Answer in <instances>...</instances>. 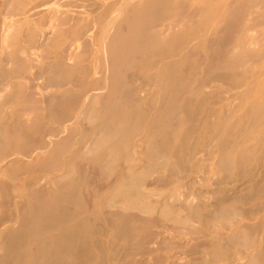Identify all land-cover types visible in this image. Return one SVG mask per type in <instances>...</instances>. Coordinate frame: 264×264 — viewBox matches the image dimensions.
Returning a JSON list of instances; mask_svg holds the SVG:
<instances>
[{
	"label": "rangeland",
	"instance_id": "374dc122",
	"mask_svg": "<svg viewBox=\"0 0 264 264\" xmlns=\"http://www.w3.org/2000/svg\"><path fill=\"white\" fill-rule=\"evenodd\" d=\"M8 1L0 0V19L18 12ZM115 1L97 0L107 7ZM185 2L190 8L193 0ZM120 3L115 8L122 10ZM249 3L246 28L236 37L250 55L243 64L226 70V57L208 69L212 49L189 41L190 54L179 55L175 45L155 57L172 60V72L144 64L150 57L140 54L124 63L123 81L113 88L119 64L101 48L111 44L114 28L69 71L58 69L52 40L40 57L21 61L40 47L34 36L48 18L41 14L35 25L24 14L9 19L19 26L8 52L0 48V264H264V123L227 151L246 117L264 109V0ZM256 33L262 36L254 41ZM96 67L104 72L94 74ZM95 80L103 81L95 92L114 89L117 109L99 112L97 105L92 119L75 122L86 96L81 86ZM207 80L210 87L201 83ZM22 81L59 97L27 106ZM246 147L251 151L239 152Z\"/></svg>",
	"mask_w": 264,
	"mask_h": 264
},
{
	"label": "bare ground",
	"instance_id": "6f19581e",
	"mask_svg": "<svg viewBox=\"0 0 264 264\" xmlns=\"http://www.w3.org/2000/svg\"><path fill=\"white\" fill-rule=\"evenodd\" d=\"M6 1H8V0H6ZM120 2H121V0H116L115 2L111 3V5H108V7L104 3L103 4L98 3L97 0H20V3L18 5L9 2L8 5H10V8H12V10H13V7L15 5L18 6V8L16 9V10H18L17 14H24V15H27L26 17L33 18L32 23L34 25L37 24V21H38L37 18L41 14L43 15L44 19H46V18L49 19V22L47 23L46 28L44 30H41V29L36 30V32L38 31V33H36L34 36L40 42V47H36V46L32 47L30 49V52L21 61L28 62V61L36 59V56H37V58L40 57L41 56L39 54L40 48L44 44H47L49 41L52 40V42L56 45V48L59 49L57 56H58V59H60V64L61 65L63 64L62 66L58 65V69L67 67V68H69L68 69L69 71L73 70L76 67L75 65H78V63H80V58L83 55H85L91 51V48L95 45L94 42H99L100 40L102 42H105L109 38L108 35L111 33V30L113 28H114V34L112 35V38H111V41H112L111 44L109 43V45H106V46L104 44L103 47L101 48L102 53H104V55H105L108 53L107 47H109L112 50V53L114 54L113 57L115 56L113 61L118 62V64H119V66L117 67V71L115 73H113L114 75H116V73L118 75L112 77L114 82H112V80L110 81L109 86L111 85L110 86L111 88H113L118 81L123 79L122 77H120V71L124 67V63H126V61H130V60L135 62L138 59V56H140V54L141 55H148V56H145V58L150 57V59H146V61L148 63L144 62V64H148L149 66H152L153 68H154V66L161 68L162 72H164V75H167L168 73L172 72V70H171L172 69V67H171L172 66V60L169 62H163L160 64L161 60H158L155 57L164 55V52L167 49L170 51H172V49L174 50L175 45H176V47H177V45L180 47V50L178 51L179 55L183 54L185 56L186 54H190V51H189L190 49H188V46H187V43L189 41L191 44V43H194L196 41L200 42L201 40H203L202 45L207 46V47L212 49V51L209 54L215 60L212 59V64L208 65V69H212L214 67V65L221 63L223 59L225 60L226 57H228V60L224 61L226 63V66L225 67L222 66L227 70V69H230L231 66H236V65L239 66V65L243 64L244 56H246V57L250 56V55H248V56L246 55L247 51L244 49L243 45H240L239 40L236 38L237 34L242 33L244 31V29L246 28V20L245 19L248 15L247 14L248 8L249 9L251 8L250 7L251 4L249 3V0H193L192 4L190 5V8L187 7L189 5H187L188 3L186 4L185 0H139V1H137V0H123L124 8L122 10H120L119 8H115V7H117V5L121 4ZM260 4H261V2H260ZM109 6H111V7H109ZM74 7H78L82 10H74L73 9ZM137 8L139 9V11L138 10L136 11ZM252 8H254V7H252ZM97 11H101V12L95 14ZM17 14L6 13V15L4 14L3 18L0 19V33H1L0 48L2 49L3 54H6L8 52V39L11 35L12 29L18 25L17 22L11 21L9 19H11L12 16H15ZM254 14H255V12H254ZM255 17H257V15ZM261 21L255 20V21H253L254 22L253 24L256 25L257 27L258 26L260 27ZM21 23H24V21H22ZM100 24H101V28L98 31L97 28H98V25H100ZM125 26L128 28H126ZM246 31H249V30H246ZM124 32H127V34L125 36H124ZM254 32H256V31H254ZM259 32H260V29H259ZM216 34L219 35L220 37L216 38L215 37ZM256 35H254L256 37L254 41H257V38L262 36V35L260 36V34L258 36L257 33H256ZM233 40H237L238 42L233 44L232 43ZM181 42H184L185 44H183V43L181 44ZM158 48H160L161 51L158 52ZM162 50H163V52H162ZM94 52H96V51H94ZM117 52H118V54H117ZM131 56H134V59H132ZM211 56L209 59H211ZM22 57H24V56H22ZM44 57H45V55H44ZM129 57L131 59H129ZM200 57H201V55H200ZM191 58H192V56H191ZM19 60H20V58H19ZM18 61H17V64H18ZM65 61H67V62L65 63ZM199 61H202V60H198V62ZM20 62H19V64H20ZM174 62H175V60H174ZM21 63H23V62H21ZM17 69H18V66H17ZM98 69L99 68H97V67L95 68L94 74L104 72L101 70L98 71ZM134 69H135L134 67H131L128 70H134ZM19 71H20V69L18 70V72ZM34 72H36V71H34ZM67 73H70V72H67ZM21 74L23 75V73H21ZM36 75H38V73ZM105 75H106V72H105ZM39 78H41V77H39ZM170 79H171V81H174L176 83L179 80L178 76H173V77L171 76ZM97 81L95 80V81H90L88 83L86 82V84L81 86V88L85 89L84 93L86 94V96H85L84 103L82 104L81 107H79L77 109V111L75 113V115H76V116H74L75 122H81L83 120L92 119L91 117H93V116H91V115L94 114L97 105L100 106V108L98 110L99 112L103 111V108L107 112H108V109H117L118 105L117 106L111 105V104H113L114 97L116 96V93L114 94V92H113L114 89H111V92L107 93V94L105 92H102V93L95 92L98 90H103V87H102L103 81H101V82H100V80H97ZM111 82H112V84H111ZM201 83L205 87H210L209 84L211 82H209L207 80V82H201ZM21 84L25 88V89L24 88H20V89L24 90L23 91V101H24V103L27 104V106L31 107V105H33V104L38 105V104H43V103L44 104L45 103L52 104L55 101V99L57 97H59V93L51 95V96H46L44 93L40 94L37 91L38 88L35 89L32 84L30 85V83H28V81L27 82L22 81ZM57 85L63 86V84H57ZM100 85H102V86H100ZM226 91H223V92L225 93ZM221 93H222V91H221ZM212 94H216V93L213 92ZM216 96H217V94H216ZM121 98H124L125 100H131V97L127 98V96L125 94ZM242 101H243L242 99L239 100V102H242ZM132 102L139 103V99L138 100L132 99ZM258 102L259 101L257 99L252 100L253 104H257ZM39 106H41V108H42V105H39ZM30 107L27 108V110H30ZM0 115H1V113H0ZM173 116H175V115H173ZM105 117H106V115H105ZM113 117L115 118V116H113ZM27 119H28V121L31 120V118H27ZM246 119H247L248 123L244 122L245 124H242L238 129L239 132H237V135H239V138H237V139L230 138L227 140L228 145L232 146V149H227V151H230V152H232L234 150L236 151L238 149L237 147H239V145H241V143H244L247 139L255 137L254 134L256 133V129L258 128V126L260 124L264 123V109L260 110V108H257V112H255V113L253 112L252 114L248 115L246 117ZM41 133H42V131H41ZM50 135H53V134L51 133V134H49V136ZM39 148L44 149L45 147L40 146ZM250 149H247V147H246V148H243L239 152H242V151L243 152L244 151L250 152L251 151ZM102 160H103V158H102ZM52 165H54V164H52ZM52 165H51V167H52ZM96 176H98V175L96 174ZM92 178L89 180H92ZM44 183H46V182L44 181ZM108 184H109V182H108ZM60 185H61V183H60ZM69 191H71V190H69ZM54 194H55V192H54ZM56 197H57V195H56ZM48 208H50V207H48ZM121 212H123V211H121ZM62 214H64V213H62ZM117 215H118V213H117ZM124 219H126V218H124ZM92 224H93V222H92ZM74 225H75V223H74ZM145 225H146V223H145ZM162 226H164V225H162ZM198 226H199V224H198ZM205 227H206V225H205ZM134 230H136V229H134ZM169 233H171V232H169ZM65 234H66V232H65ZM158 234H159V232H158ZM208 234H210V233H208ZM79 235H81V234L79 233ZM164 237H165V235H164ZM257 237H259V236H257ZM81 238H79V239H81ZM198 239H200V238H198ZM84 241H85V239H84ZM183 243H184V241H183ZM83 244H85V243L83 242ZM134 245H135V243H134ZM88 248H89V246H88ZM128 248H130V247H128ZM196 248H198V247H196ZM60 250H61V248H60ZM42 254H43V252H42ZM61 254H63V253H61ZM47 262H48V259H47Z\"/></svg>",
	"mask_w": 264,
	"mask_h": 264
}]
</instances>
